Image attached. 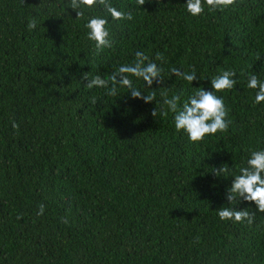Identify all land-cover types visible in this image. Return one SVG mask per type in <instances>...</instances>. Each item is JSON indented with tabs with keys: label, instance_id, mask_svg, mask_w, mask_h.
Instances as JSON below:
<instances>
[{
	"label": "trees",
	"instance_id": "1",
	"mask_svg": "<svg viewBox=\"0 0 264 264\" xmlns=\"http://www.w3.org/2000/svg\"><path fill=\"white\" fill-rule=\"evenodd\" d=\"M111 3L133 19L110 21L113 45L97 52L84 23L104 8L78 19L68 0H0V264H264V213L231 203L233 178L215 175L264 148V104L246 87L248 75L264 78V0L202 17L186 0ZM137 51L164 68L166 88L136 80L158 105L86 87L85 73L110 80ZM172 68L195 69L193 86L206 89L237 72L216 93L228 131L196 143L176 131L161 92L182 104L198 89ZM222 207L254 223L222 221Z\"/></svg>",
	"mask_w": 264,
	"mask_h": 264
},
{
	"label": "clouds",
	"instance_id": "2",
	"mask_svg": "<svg viewBox=\"0 0 264 264\" xmlns=\"http://www.w3.org/2000/svg\"><path fill=\"white\" fill-rule=\"evenodd\" d=\"M235 3V0H186V13L192 17H202L208 12H223ZM137 4L144 6L145 0H137ZM102 7L106 15L93 14L87 17L84 28L88 41L93 42L97 52L105 48H111L113 40L110 31V21H131L133 13L123 11L111 3V0H68L67 8L77 11L78 19L84 18L87 9L93 10L95 7ZM110 17V19H109ZM29 29H35L36 23L29 21ZM160 54L156 55V60L163 61ZM164 68L149 59L144 52L137 51L135 60L132 63L120 64L109 79L100 75L94 77L85 73V78L89 79L86 87L106 88L107 95L117 96L121 89H127L133 98H139L146 103L153 101L158 105L155 94H146L140 88L136 87V80H142L145 88H152L154 84L164 86ZM171 74L182 78L193 86V82L199 78L195 69L191 72L181 71L177 68L171 69ZM237 72L234 70H225L215 77H211V89L205 87H194L198 90L187 97L181 104V95L169 96L167 92H161L163 104L167 110L163 115L167 116L169 112L174 114V125L177 132H183L187 135L189 141L196 143L203 141L206 136H214L217 133L228 131L231 121L228 119V109L222 95L226 90H232L237 84ZM246 87L255 90L254 104H264V78L257 73L248 75ZM159 110V107H158ZM158 111L154 112L156 116ZM14 128L18 124L13 122ZM227 164L219 169H215L217 177H232L231 187L227 190V199L232 203L234 200H244L254 202L257 212L264 213V148L251 150L246 158V165L239 168L238 172H231ZM45 206L42 204L38 215H43ZM219 218L222 221L247 222L254 223V217L246 210H237L232 207H222L218 210Z\"/></svg>",
	"mask_w": 264,
	"mask_h": 264
}]
</instances>
